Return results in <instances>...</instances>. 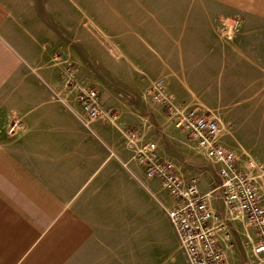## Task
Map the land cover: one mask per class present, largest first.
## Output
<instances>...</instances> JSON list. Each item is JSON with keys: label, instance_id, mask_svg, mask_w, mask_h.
<instances>
[{"label": "crops", "instance_id": "crops-1", "mask_svg": "<svg viewBox=\"0 0 264 264\" xmlns=\"http://www.w3.org/2000/svg\"><path fill=\"white\" fill-rule=\"evenodd\" d=\"M185 1L200 9L105 4L96 11L124 49L120 56L129 53L135 64L153 57L148 64L171 73L175 82L167 87L175 95L184 90L180 72L189 69L202 80L216 75L218 96L246 97L249 111H264V100L249 102L264 96V0ZM17 16L0 1V264H188L159 203L163 193L170 204L167 193L125 147L126 125L85 127L74 94L62 89L60 72L48 68L50 53L39 45L49 31ZM220 16L241 20L231 41L214 36ZM192 29L208 38H180ZM166 48L175 49L172 60ZM12 117L22 129L7 135L2 128Z\"/></svg>", "mask_w": 264, "mask_h": 264}, {"label": "rangeland", "instance_id": "rangeland-1", "mask_svg": "<svg viewBox=\"0 0 264 264\" xmlns=\"http://www.w3.org/2000/svg\"><path fill=\"white\" fill-rule=\"evenodd\" d=\"M0 1L18 13L17 19L20 23L32 26L34 30L39 29L40 26L46 27L49 31L48 37L38 38L39 45L50 53L47 61L48 68H54L60 72L61 86L65 93L68 88L67 75L73 74L82 86L97 91L102 107L116 113L117 123H124L126 131H136L144 141L149 139L154 141L160 153L158 156L172 160L185 177H196L199 180L200 190L208 192L214 183H217V167L206 158L195 155L193 145L187 136L175 126L164 107L151 99L152 83L160 76L164 80L166 93L176 105H187L201 115L219 119L225 130L222 141L226 140L229 143L227 145L224 143L226 147L234 149L241 155L242 162L250 157L262 166V176L257 181L264 192V128H260L261 122L264 121V111H249L246 97L218 96L217 86L220 80L216 79L215 73H213L215 77L208 81L202 80L200 73H192L189 69L182 70L180 75L182 77L186 75V79L180 78L178 82L184 84V90H179V95H175L167 87L168 83L175 82L171 77H167L171 73L157 74L148 64L152 63L153 57L146 56L141 58V63L135 64L129 53L126 58L123 55L120 56L124 49L120 48L117 45L118 42L109 35L111 33L106 31L96 11L98 7L105 4L113 8L182 9L187 7L198 10L200 9L199 4L185 0ZM218 18L214 27L215 38L222 42L233 40L237 34L227 40L222 38L217 30L220 18L232 17L220 16ZM195 27L202 29L201 26ZM194 30L183 33L180 38L183 39L184 36L190 40L200 37L208 38L206 31ZM59 40H62V48L55 46L58 45ZM127 51L134 53L136 49L128 47ZM165 51L171 58L175 49L166 48ZM94 53L100 58V61L96 63L90 62ZM54 54L56 56L51 58ZM144 64L150 69L147 70ZM136 77H141L142 80H136ZM255 100L258 104L263 103L264 96L258 94L249 102ZM222 104L227 105V108L223 109ZM8 123L11 121L8 120L2 130L10 135L7 132ZM165 199L162 193V200L159 202L162 209V205L165 206L163 203ZM213 206L220 215L224 214L225 209L216 194ZM225 235L224 243L231 246L225 251L229 264H264V261L258 260L252 254V245L257 238L255 230L246 228L236 221L228 225Z\"/></svg>", "mask_w": 264, "mask_h": 264}, {"label": "built area", "instance_id": "built-area-1", "mask_svg": "<svg viewBox=\"0 0 264 264\" xmlns=\"http://www.w3.org/2000/svg\"><path fill=\"white\" fill-rule=\"evenodd\" d=\"M218 23L217 30L224 39L230 40L240 32L238 18H220ZM67 85L68 92L74 94L79 118L85 127L103 122L120 130L117 114L102 107L96 90L82 86L73 74L67 75ZM150 93L151 99L164 107L175 126L193 143L196 155L217 167V183L208 192H201L196 177L186 179L172 160L158 156L154 141H144L136 131L120 130L125 147L144 168L145 177L158 180L167 193L170 204L163 205V209L187 263L229 264L224 246H231L224 240L228 225L236 221L256 231L252 254L264 261V192L257 181L262 176V166L250 157L242 162L241 155L223 144L225 130L219 119L201 115L187 105H176L165 91L163 78L152 83ZM59 100L67 103L65 97ZM7 129L10 135L22 129L20 118L12 117ZM215 194L225 209L223 215L214 209Z\"/></svg>", "mask_w": 264, "mask_h": 264}]
</instances>
